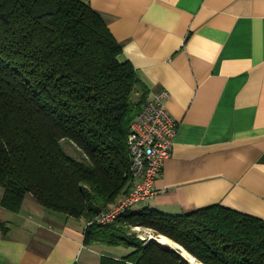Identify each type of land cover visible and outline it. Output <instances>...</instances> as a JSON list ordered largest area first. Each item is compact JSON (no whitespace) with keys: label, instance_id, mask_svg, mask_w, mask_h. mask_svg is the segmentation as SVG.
I'll list each match as a JSON object with an SVG mask.
<instances>
[{"label":"trees","instance_id":"trees-1","mask_svg":"<svg viewBox=\"0 0 264 264\" xmlns=\"http://www.w3.org/2000/svg\"><path fill=\"white\" fill-rule=\"evenodd\" d=\"M121 53L82 0H0V206L18 212L30 195L47 212L84 218L83 244L131 248L102 264H190L134 228L200 264H264V220L221 205L178 215L129 208L94 222L134 184L127 136L150 98Z\"/></svg>","mask_w":264,"mask_h":264},{"label":"crops","instance_id":"crops-1","mask_svg":"<svg viewBox=\"0 0 264 264\" xmlns=\"http://www.w3.org/2000/svg\"><path fill=\"white\" fill-rule=\"evenodd\" d=\"M82 1L147 97L167 92L177 123L154 194L130 210L178 215L216 204L264 220V0ZM87 225L30 195L18 212L0 206V264H102L131 251L83 244Z\"/></svg>","mask_w":264,"mask_h":264},{"label":"built area","instance_id":"built-area-1","mask_svg":"<svg viewBox=\"0 0 264 264\" xmlns=\"http://www.w3.org/2000/svg\"><path fill=\"white\" fill-rule=\"evenodd\" d=\"M167 98L166 91L152 94L131 123L127 136L128 172L134 184L111 208L95 217L96 223L110 224L126 209L154 194V179L171 154L177 128L175 119L168 112Z\"/></svg>","mask_w":264,"mask_h":264},{"label":"rangeland","instance_id":"rangeland-1","mask_svg":"<svg viewBox=\"0 0 264 264\" xmlns=\"http://www.w3.org/2000/svg\"><path fill=\"white\" fill-rule=\"evenodd\" d=\"M62 146L64 147V149H65V151H66V153L67 154H69L70 156H72L74 159H80V155L78 154V152L75 150V147L74 146H72V145H70V144H68V143H66V142H62ZM120 199V198H119ZM118 199V200H119ZM94 222H96V220L94 221ZM136 229V228H135ZM135 229H133L132 231L137 235V237L139 238V239H141V240H146V241H148V240H151L150 239V237L151 238H153V237H155L154 236V233L151 231V230H149V229H141V230H135ZM140 229V228H139ZM133 232H131V233H133ZM154 239V238H153ZM157 243V242H156ZM174 243V242H173ZM176 244V243H175ZM179 248H181L178 244H176ZM168 248H171V249H174V250H178V249H176L174 246H168ZM189 261V263L190 264H192L191 262V260H188Z\"/></svg>","mask_w":264,"mask_h":264},{"label":"bare ground","instance_id":"bare-ground-1","mask_svg":"<svg viewBox=\"0 0 264 264\" xmlns=\"http://www.w3.org/2000/svg\"><path fill=\"white\" fill-rule=\"evenodd\" d=\"M129 209H126V211H128ZM125 211V212H126ZM158 239H159V243L161 244V245H164L166 242L167 243H169L170 244V242L168 241V239H166V237H164V236H160V237H157ZM155 239V238H154ZM154 239H152V240H154ZM155 241V240H154ZM174 247L175 248H177V249H179V250H181L183 253H185L186 254V257L187 258H189V260H191L192 262V264H200V263H198L194 258H191L182 248L180 249V248H178V246L175 244L174 245Z\"/></svg>","mask_w":264,"mask_h":264},{"label":"water","instance_id":"water-1","mask_svg":"<svg viewBox=\"0 0 264 264\" xmlns=\"http://www.w3.org/2000/svg\"><path fill=\"white\" fill-rule=\"evenodd\" d=\"M152 241H154V240H152ZM154 242H156V241H154ZM179 248V247H178ZM181 249V248H180Z\"/></svg>","mask_w":264,"mask_h":264}]
</instances>
